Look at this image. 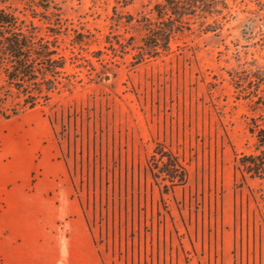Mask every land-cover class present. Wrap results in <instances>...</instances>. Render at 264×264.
<instances>
[{"label":"rangeland","instance_id":"obj_1","mask_svg":"<svg viewBox=\"0 0 264 264\" xmlns=\"http://www.w3.org/2000/svg\"><path fill=\"white\" fill-rule=\"evenodd\" d=\"M52 1L86 43L75 50L83 66L67 67L78 75L72 92L27 112L55 130L99 264H264V178L236 170L237 156L255 152L248 124L257 118L264 128V110L237 100L228 74L264 66V50L243 39L245 16L221 34H178L167 55L135 64L134 52L116 55L106 39L139 42L117 21L137 19L159 0ZM1 9L30 20L43 12L35 0H0ZM65 47L71 56L68 39ZM157 145L187 171L185 184L167 193L148 167Z\"/></svg>","mask_w":264,"mask_h":264},{"label":"trees","instance_id":"obj_2","mask_svg":"<svg viewBox=\"0 0 264 264\" xmlns=\"http://www.w3.org/2000/svg\"><path fill=\"white\" fill-rule=\"evenodd\" d=\"M35 1L43 12L33 11L31 20L11 10H0V76L3 78L0 120L43 107L55 94L72 92L79 82L78 75L69 73L67 67L71 64L82 68L75 50L86 44L83 37L70 33L58 4L52 0ZM241 15L245 16L243 39L264 50V26L256 25L264 16V0H159L137 19L129 15L125 22L117 21L120 25H131L139 42L117 35V41L108 37L106 44L116 55L134 52V63L141 64L167 55L178 34L193 30L221 34ZM37 16L44 21V26L34 22ZM66 39L70 42L71 56L67 55ZM234 46L241 47L237 42ZM228 74L236 99L254 111L264 110V66L231 69ZM10 99L17 100L16 106L8 105ZM248 126L256 139L255 152L237 156L236 170L243 178L263 179L264 128L257 118H252ZM148 167L152 178L166 193L187 180L181 159L163 145L156 146Z\"/></svg>","mask_w":264,"mask_h":264},{"label":"crops","instance_id":"obj_3","mask_svg":"<svg viewBox=\"0 0 264 264\" xmlns=\"http://www.w3.org/2000/svg\"><path fill=\"white\" fill-rule=\"evenodd\" d=\"M27 111L0 123V264H99L55 130Z\"/></svg>","mask_w":264,"mask_h":264}]
</instances>
